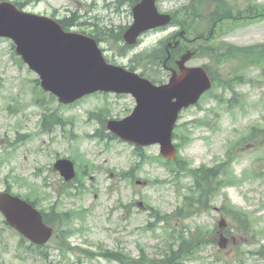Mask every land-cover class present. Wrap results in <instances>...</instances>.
<instances>
[{
    "label": "rangeland",
    "instance_id": "rangeland-1",
    "mask_svg": "<svg viewBox=\"0 0 264 264\" xmlns=\"http://www.w3.org/2000/svg\"><path fill=\"white\" fill-rule=\"evenodd\" d=\"M18 1L23 9L30 13L57 19L71 18L76 26L70 30L75 32H94L102 41L100 47L108 59L116 64L130 67L135 55L148 51L159 42L177 31L178 24L170 28L148 33L139 45L129 49L124 55L119 52L123 44L115 45L107 40L102 31L125 28L132 24L131 3L123 0H43L40 3ZM235 9L249 7V0H227ZM259 6H264V0H252ZM190 0H160L162 12L177 13L189 5ZM262 9H260L261 11ZM80 24V25H78ZM242 26L225 24L218 34L221 41L240 46L264 44V19ZM204 30V26H200ZM198 30V29H197ZM192 31V35L197 33ZM12 42L0 40V192L12 186V192L25 195L30 186L36 185L42 193L51 197L42 202L43 208H49L57 200L56 189L63 185L61 177L53 170L57 158H69L77 151L93 162L96 169L85 179L83 194L73 190L72 196L62 199L61 211L87 210L83 220H78L76 232L70 241L73 246L96 250V245L103 244L110 250H123L133 258L139 257L140 244L150 257H159L166 242L175 235L174 230L184 228L195 230L197 227L214 229L224 219L220 211L228 199L231 205L249 214L251 228L247 235L233 234L230 239L206 247L194 261L188 264H264V259L256 254L264 245V143L250 146L241 144L235 148L232 171L240 181L228 187L214 201V208L206 213L197 215L186 221L173 219L169 224L154 223L150 211L143 210L137 205L142 202L164 214H172L181 206L187 187L191 185L190 177L183 176L178 182L173 174L156 161L148 162L139 169L137 180H159L162 183L136 185L121 178L120 172L128 171L135 163V147L131 144L113 140L98 141L89 138L100 123L89 119L90 112L102 107H109L112 119H122L132 112L135 100L129 95H94L81 100L61 111L64 117L74 120V131L78 136L77 142L71 141L66 131L61 128L53 133H42L40 122L44 109L34 103L39 89L33 82L38 76L31 72L26 65L21 66L14 56ZM207 58H195L189 66H203ZM242 65L241 60H231L220 65L223 80L236 77V70ZM130 68L138 73L145 70L144 66ZM262 67L249 66L238 71L247 82L235 86L237 101L233 93L220 85L200 106L183 113L179 122L178 134H186L191 138L189 143L182 146L180 154L191 167L198 168L206 165L209 168L224 162L230 143L239 141L249 133L253 126L264 127V75ZM148 74L157 79L168 80L163 74L149 68ZM253 81L252 83L250 81ZM223 100V101H222ZM232 100V102H230ZM50 105V104H49ZM10 107L12 110H10ZM59 108L58 103L52 102L50 109ZM206 124H200L199 121ZM19 134H30L22 143H15ZM89 136V137H87ZM176 143H179L176 140ZM147 157L160 155L158 145L145 149ZM25 180V181H24ZM26 182V184H25ZM30 184V186L28 185ZM227 229L231 219L225 218ZM4 221L0 215V264H80L78 254H67L62 257L51 241L44 248L48 258L38 251L26 254L27 261L18 256L25 255L20 249V236L11 229L2 226ZM152 223L151 227L148 225ZM185 225V226H184ZM232 229V225H230ZM234 238V239H233ZM28 244V243H27ZM82 264H117L103 258L84 260Z\"/></svg>",
    "mask_w": 264,
    "mask_h": 264
},
{
    "label": "water",
    "instance_id": "water-1",
    "mask_svg": "<svg viewBox=\"0 0 264 264\" xmlns=\"http://www.w3.org/2000/svg\"><path fill=\"white\" fill-rule=\"evenodd\" d=\"M134 13L135 22L124 36L129 44H135L143 32L171 22L170 16L158 13L155 0H144ZM0 36L15 41L18 54L40 74L43 88L61 103H73L98 91L133 94L138 101L133 116L112 122L109 128L138 145L160 143L167 159L176 158L172 132L179 112L212 88L204 68H185L190 53L179 62L180 75L174 73L169 85L155 87L134 73L108 65L93 39L67 33L56 21L24 13L8 2L0 3ZM56 169L67 181L75 177L70 161H59ZM0 210L34 243L42 245L51 238L52 229L27 202L0 194Z\"/></svg>",
    "mask_w": 264,
    "mask_h": 264
},
{
    "label": "trees",
    "instance_id": "trees-1",
    "mask_svg": "<svg viewBox=\"0 0 264 264\" xmlns=\"http://www.w3.org/2000/svg\"><path fill=\"white\" fill-rule=\"evenodd\" d=\"M138 1V0H137ZM182 16H185V20L176 17L182 22V26L187 32L196 30L198 26L206 25V32L199 33L208 41L213 40L214 36L210 32L214 31V27L222 28L225 24L229 26H237L242 21L255 22L264 18V10L260 11L259 7L251 6L245 12H237L226 0H190L189 5L184 7L181 12ZM189 18L190 20H188ZM63 26L68 25L67 21H62ZM110 38L114 36L109 35ZM115 39H120L119 35ZM202 54L210 55L214 58L215 63L228 62L231 59H238L242 61V65H263L264 66V45H255L249 47H237L227 43H217L216 46L209 47L207 50L199 49ZM159 49H154L150 53H146L140 56L141 60H152L154 64H158ZM175 58V56H174ZM176 59V58H175ZM172 60L171 66L174 65ZM216 81L221 83L224 89H230L234 92L235 85L242 83V78L236 76L231 79L223 80L220 77H214ZM54 99L53 97H51ZM58 112L51 114H45L42 122L43 131H50L52 128L62 122ZM258 133L257 130L253 131V134ZM169 166V164H168ZM177 169V168H176ZM179 171H188L185 165H178ZM221 171L226 172L223 178H220ZM189 173L193 176L194 184L189 188L188 195L184 196L182 206L174 213L176 218L180 220H186L187 218L201 214L208 211L211 206L210 203L219 189L225 188L234 183L232 175L228 171L227 164L218 166V169H208L203 167L199 170H189ZM219 182V183H218ZM34 191V190H33ZM31 193V196L36 197V201L39 200V195L36 192ZM57 209V206H56ZM234 220L239 221L242 229L247 232L250 224L248 216L239 211H230ZM71 215H61L55 212L54 219H51L52 215H46V221L52 225L69 226L76 217V213H70ZM157 220L161 218L158 211L153 212ZM168 216L164 215L163 220ZM215 232V231H214ZM72 233V229H68L63 236V242H59V247L62 251L68 245L69 235ZM214 233L211 231H204L198 228L195 232H190L189 235L185 231L181 230L174 236L171 244L166 247L163 253L162 259H150L146 256L145 252L141 251V257L138 261L128 259L131 264H186L187 262L196 258L199 252L211 242ZM106 251V250H105ZM89 255V254H87ZM258 255L264 257V246H262L258 252ZM125 257L121 253H114L106 251L105 258L108 260H116L122 264H125Z\"/></svg>",
    "mask_w": 264,
    "mask_h": 264
}]
</instances>
